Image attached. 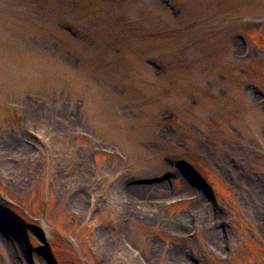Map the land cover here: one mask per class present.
I'll return each instance as SVG.
<instances>
[{"label": "rangeland", "instance_id": "rangeland-1", "mask_svg": "<svg viewBox=\"0 0 264 264\" xmlns=\"http://www.w3.org/2000/svg\"><path fill=\"white\" fill-rule=\"evenodd\" d=\"M0 264H264V0H0Z\"/></svg>", "mask_w": 264, "mask_h": 264}, {"label": "trees", "instance_id": "trees-1", "mask_svg": "<svg viewBox=\"0 0 264 264\" xmlns=\"http://www.w3.org/2000/svg\"><path fill=\"white\" fill-rule=\"evenodd\" d=\"M165 2H166L167 5H170V4H171L170 1H168V2L165 1ZM160 66L162 67V71L164 72L163 74H165V73L167 74V73L169 72V70H168V66H169V65H168L167 63H165V62L162 61V63H160ZM195 102H197V101L195 100ZM208 187H209L211 190H215L214 187H213L212 185H211V187H210V186H208Z\"/></svg>", "mask_w": 264, "mask_h": 264}, {"label": "bare ground", "instance_id": "bare-ground-1", "mask_svg": "<svg viewBox=\"0 0 264 264\" xmlns=\"http://www.w3.org/2000/svg\"><path fill=\"white\" fill-rule=\"evenodd\" d=\"M7 257L9 259V263L14 262L12 256L9 254V252L7 253ZM36 260L38 261V259H36Z\"/></svg>", "mask_w": 264, "mask_h": 264}]
</instances>
